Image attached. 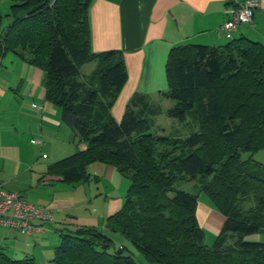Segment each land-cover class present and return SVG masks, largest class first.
<instances>
[{
	"label": "trees",
	"instance_id": "1",
	"mask_svg": "<svg viewBox=\"0 0 264 264\" xmlns=\"http://www.w3.org/2000/svg\"><path fill=\"white\" fill-rule=\"evenodd\" d=\"M11 23L0 55L14 52L45 72V96L85 148L49 166L68 183L85 181L86 165H113L129 180L119 211L105 229L60 230L55 264H264V165L252 152L264 149V43L246 37L221 46L183 44L166 63L171 105L134 96L121 120L110 109L126 81L115 51L91 48L92 0H11ZM96 61L90 80L81 67ZM164 115L184 123L188 134L155 133ZM167 145L169 148H164ZM202 175L201 191L224 217L212 245L203 242L196 194L174 187ZM252 196L253 205L242 201ZM105 231L124 242L113 251ZM258 235L260 239L248 237ZM0 264H35L0 251Z\"/></svg>",
	"mask_w": 264,
	"mask_h": 264
},
{
	"label": "crops",
	"instance_id": "2",
	"mask_svg": "<svg viewBox=\"0 0 264 264\" xmlns=\"http://www.w3.org/2000/svg\"><path fill=\"white\" fill-rule=\"evenodd\" d=\"M242 1L92 0L88 11L91 48L96 53L115 51L126 72V81L110 109L112 117L121 120L127 103L137 95L161 102L163 108L169 107L171 101L164 93L170 50L183 44L227 43L229 40L220 27L231 16L236 3ZM11 3L0 0V38L12 21ZM232 37L264 43V0H259L252 22L240 24ZM92 62L95 66L88 74L81 70L91 62L81 67L78 80H90L97 67V62ZM44 79V70L19 54L0 55V187L21 192L28 202L46 208L53 221L45 228L52 226L58 233L81 227L105 229L107 218L123 205L124 176L113 165L100 162L86 165L88 177L84 182L68 183L58 173L48 171L50 165L85 148V144L79 143L73 130L62 122L61 109L46 99ZM27 146L31 154L35 146L43 151L44 160L49 158L45 149L50 151L54 162L44 165L38 159L24 158ZM7 166L13 177L28 174L26 180L7 179ZM23 166L26 168L20 170ZM100 176L111 185V190L94 194L90 189L92 177ZM66 183L70 186L68 194H62L58 188ZM196 215L200 226L210 223L220 232L224 217L210 204H198ZM0 230H5L4 236H0V251L5 253L7 242L25 248L30 240L36 242L38 236L48 231L22 235L7 227ZM248 238L258 240L260 236Z\"/></svg>",
	"mask_w": 264,
	"mask_h": 264
},
{
	"label": "rangeland",
	"instance_id": "3",
	"mask_svg": "<svg viewBox=\"0 0 264 264\" xmlns=\"http://www.w3.org/2000/svg\"><path fill=\"white\" fill-rule=\"evenodd\" d=\"M95 66L94 62H91L87 65H85L81 71H86L84 74H88L92 68ZM158 103L159 102H155ZM162 103L160 102V105ZM163 105V104H162ZM164 106V105H163ZM156 126L154 127L155 133L164 135L166 137H169V139L173 136L177 135H186L188 134V127L184 123H179L178 120L168 118L164 115H160L155 119ZM164 148H169L167 145H163ZM37 148V149H36ZM45 153L48 154L49 158L47 160H44L42 158L43 151L38 150V147H34L33 154H31V149L27 146L25 147L23 157L28 159H34L37 160L39 163H42L44 165H48L53 160V155L50 153V151H47L45 149ZM252 159L254 161L260 162L262 165H264V149L256 150L252 152ZM47 167V166H46ZM23 168H26L25 166L21 167L20 170H24ZM6 171V178L15 180V181H24L26 180V177L28 174H22L18 177H13L10 173V170L5 169ZM92 177V183H91V190L94 192V194L98 193L99 191L102 192H109L111 190V185L107 183L102 177L100 176L99 179L97 177ZM203 177L202 175H198L195 179H179L175 181L174 187L190 192L192 194H196L198 196L199 204H209V198L205 192L201 191V184H202ZM123 182L126 183V185L123 188V192L127 193V190L129 188V180L124 177ZM69 184H63L62 187L58 188V190L62 194H68L69 191ZM97 191V192H96ZM38 194L39 192H34ZM253 197L248 196L242 201V205L245 208L250 207L253 205ZM203 231H204V239L203 242L207 245H212L216 239L217 234L219 233L218 228L215 225H211L210 223H202L201 225ZM46 234H43L42 236H38L36 242L29 241V245L25 246H18L17 244L7 242V254L9 257L14 259H23L25 257L32 258L34 260L35 264H55L52 259L55 255V249L60 243V235L57 231L53 229V227H46ZM105 233L109 236V238L112 241V245L109 248L110 251H113L115 249H118L124 242L123 237L115 232L105 231ZM5 230H0V236H4ZM251 239V238H249ZM261 239L264 240V234L261 235ZM131 251L134 253V256L138 261H140L141 264H148L147 261L144 259V257L137 252L134 248H130Z\"/></svg>",
	"mask_w": 264,
	"mask_h": 264
},
{
	"label": "built area",
	"instance_id": "4",
	"mask_svg": "<svg viewBox=\"0 0 264 264\" xmlns=\"http://www.w3.org/2000/svg\"><path fill=\"white\" fill-rule=\"evenodd\" d=\"M235 6L231 16L220 27L228 40L233 38L232 32L240 24L252 22L259 0H244ZM52 221V215L46 208L28 202L21 192L0 187V227L22 235H35L44 232L45 225Z\"/></svg>",
	"mask_w": 264,
	"mask_h": 264
}]
</instances>
